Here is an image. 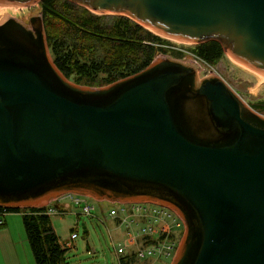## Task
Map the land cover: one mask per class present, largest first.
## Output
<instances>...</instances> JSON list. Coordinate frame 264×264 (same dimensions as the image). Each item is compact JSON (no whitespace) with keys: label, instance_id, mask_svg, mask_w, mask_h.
<instances>
[{"label":"water","instance_id":"water-1","mask_svg":"<svg viewBox=\"0 0 264 264\" xmlns=\"http://www.w3.org/2000/svg\"><path fill=\"white\" fill-rule=\"evenodd\" d=\"M0 0V206L75 194L153 202L185 231L172 264H264V116L196 63L162 57L104 88L56 67L43 17ZM157 35L220 43L264 75V0H68ZM87 230L84 227V233Z\"/></svg>","mask_w":264,"mask_h":264},{"label":"trees","instance_id":"trees-1","mask_svg":"<svg viewBox=\"0 0 264 264\" xmlns=\"http://www.w3.org/2000/svg\"><path fill=\"white\" fill-rule=\"evenodd\" d=\"M41 6L52 59L74 84L95 89L110 86L145 70L162 53V38L129 18L97 16L63 0H43ZM194 53L199 60L215 65L224 50L220 43L210 41L198 46ZM8 211L23 214L35 264H68V249L60 242L46 207ZM183 231L177 240L179 244ZM119 261L136 264L134 255L122 256Z\"/></svg>","mask_w":264,"mask_h":264},{"label":"rangeland","instance_id":"rangeland-1","mask_svg":"<svg viewBox=\"0 0 264 264\" xmlns=\"http://www.w3.org/2000/svg\"><path fill=\"white\" fill-rule=\"evenodd\" d=\"M70 3L74 4L72 2ZM74 5L82 7L77 4ZM9 10L14 15V18L27 27L30 26V19L32 17L43 16L41 3L24 7L13 5L9 7ZM93 14L110 17V15ZM153 34L163 40V44L159 45L162 53L158 55L155 61L162 57H168L174 60L196 63L199 69L200 79L209 77L212 74L221 78L248 106L252 109L257 108L258 110H263V113H259L254 109L264 116V77L260 76V73L258 75L256 71L251 72L241 68V66L235 64L234 59L225 51L222 58L215 65H209L199 60L194 53L200 45L183 41L179 42L180 40H172L168 37L157 35L156 33ZM90 203L96 207L92 212V217H79L77 214L82 210V207H78L70 200L65 199L62 200V204L71 206L69 212L59 214L54 211L51 214L52 225L63 246L71 242V235L73 233L78 235V238L72 242L73 248L69 249L66 255L68 264H121L115 253L114 245L118 246L123 244L126 234L124 230H119L115 221L109 217L108 212L112 208V203L94 199H91ZM21 214L19 213V215ZM84 227L88 230L87 235L84 233ZM21 230L24 232L23 237H26L23 227ZM182 230H177V240H179ZM125 244L132 246V242L129 241H126ZM25 248L27 251V259L25 254H23L22 262L35 264L28 242ZM173 261V258L164 260L165 264H172ZM148 263L136 260V264Z\"/></svg>","mask_w":264,"mask_h":264},{"label":"built area","instance_id":"built-area-1","mask_svg":"<svg viewBox=\"0 0 264 264\" xmlns=\"http://www.w3.org/2000/svg\"><path fill=\"white\" fill-rule=\"evenodd\" d=\"M70 200L82 210L77 214L79 217H92L95 206L91 205L92 198L68 194L56 203L48 204L44 207L48 209V214L68 213L71 206L62 204V200ZM112 203L109 210V217L115 221L119 230H124L126 236L123 244L114 245V250L118 258L125 255H134L139 262H150L149 264H165L164 260L174 259L179 248L176 239L177 230L184 229V223L177 213L169 207L153 202L142 203ZM8 207L0 206V226L6 223V217L10 214ZM78 238L76 233L71 235V242L65 247L69 250L73 248V241ZM126 241L132 242V246L124 245Z\"/></svg>","mask_w":264,"mask_h":264},{"label":"crops","instance_id":"crops-1","mask_svg":"<svg viewBox=\"0 0 264 264\" xmlns=\"http://www.w3.org/2000/svg\"><path fill=\"white\" fill-rule=\"evenodd\" d=\"M22 227L24 228L23 215L19 213L9 214L6 224L0 226V264H28L22 262L23 254L27 259L25 246L28 242L27 237H23Z\"/></svg>","mask_w":264,"mask_h":264},{"label":"bare ground","instance_id":"bare-ground-1","mask_svg":"<svg viewBox=\"0 0 264 264\" xmlns=\"http://www.w3.org/2000/svg\"><path fill=\"white\" fill-rule=\"evenodd\" d=\"M8 10H9V7H11V6H13V5H8V4H3ZM15 6V5H14ZM20 7V6H19ZM10 11V10H9ZM16 19V18H15ZM168 38H170V39H172V40H177L178 41V39H174V38H172V37H168ZM179 42H181V40L179 41ZM184 42V41H183ZM234 59V58H233ZM234 62H235V64H238L239 66H241V68H244V69H246L247 71H251V72H254V70H252V69H249L248 67H246L245 65H243V64H241L240 62H238L237 60H235L234 59ZM261 74V73H260ZM259 73H258V75H260ZM260 76H262V77H264V75L263 74H261ZM258 77V76H257ZM264 81V80H263Z\"/></svg>","mask_w":264,"mask_h":264}]
</instances>
